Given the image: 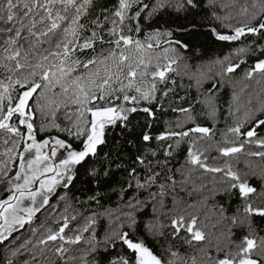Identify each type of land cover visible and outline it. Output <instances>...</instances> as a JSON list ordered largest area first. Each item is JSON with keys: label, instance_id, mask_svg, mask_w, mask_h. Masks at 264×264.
Returning a JSON list of instances; mask_svg holds the SVG:
<instances>
[{"label": "snow or ice", "instance_id": "snow-or-ice-1", "mask_svg": "<svg viewBox=\"0 0 264 264\" xmlns=\"http://www.w3.org/2000/svg\"><path fill=\"white\" fill-rule=\"evenodd\" d=\"M238 6L232 24L216 11L229 7L218 0H0V246L26 225L35 238L5 247L0 264H264V136L257 132L264 103L253 108L249 98L243 118L230 105L236 119L215 144L222 157L261 161L243 176L227 161L208 163L213 129L197 122L193 105L169 104L183 119L155 131L177 86L171 74L180 75L181 63L192 68L189 61L202 54L201 25L216 41L241 46L209 61L212 75L195 66L190 79L198 87L213 81L196 100L204 108L199 115L216 120L217 85L232 81L249 55L255 62L243 79L264 83V0ZM201 8L210 10L211 26L209 17L197 22ZM181 18L187 23H175ZM239 99L234 92L232 100ZM61 109L70 112L63 125ZM117 129L113 151L108 138ZM183 143L184 163L171 167ZM193 173L220 174L208 198L239 200L231 215L224 204L214 206L211 227L221 228L215 243L196 205L177 210L176 189L183 191ZM249 176L260 180L259 190ZM77 185L84 199L73 191ZM109 191L119 196L115 211L102 204ZM149 212L145 231L159 252L136 236L139 217Z\"/></svg>", "mask_w": 264, "mask_h": 264}, {"label": "trees", "instance_id": "trees-1", "mask_svg": "<svg viewBox=\"0 0 264 264\" xmlns=\"http://www.w3.org/2000/svg\"><path fill=\"white\" fill-rule=\"evenodd\" d=\"M234 2L237 6H233ZM219 3L227 4L229 5V7L225 9L217 7L216 11L222 16H231L233 19H231V21L229 22L232 24H236V21L240 19V9L238 5L245 3L250 4L251 0H218V4ZM210 15V10L201 8L199 10L198 16L196 17L197 22L199 23L200 17H209L206 20V24L208 26H211L213 22L210 19ZM189 19H191V17H189ZM175 23L186 24L187 21L181 18L179 20H176ZM216 27L223 31L225 34L228 33L227 28H221L219 24H217ZM199 33V43L201 45L202 54L197 57H194L189 61V63L193 66L192 68L185 69L183 63H181V65L177 69V72H179L180 75H176V73L171 74L176 79L177 86L175 92L170 93L169 97L164 101L165 106L167 107V111L160 114V119L158 120L155 126V131L158 133L164 130L165 120L175 122V120L177 119H183L182 114L171 111V107H168L169 104H171V106L173 107H189V105H193L197 113V122L202 126H206L213 129V132L211 133L212 140L209 141V143H213V149L209 153H207L209 157L208 163L212 165L223 166L224 162L227 161L228 163L232 164L234 170L239 171L243 176L244 172H250L251 169L256 168V166L259 165L261 161L256 157H248L243 153L235 154L231 157H222L217 151H215V144L222 143L223 133L226 132L227 128L232 125L234 120L236 119L235 117L229 115L230 105L233 111H235V109L239 107L240 112L238 115L240 118H243V114L246 110L247 101L249 100V98H251L252 100L253 108H258L261 103H264V92L261 91V89L264 88V83L257 84L256 80L247 81L243 79L244 71L255 62V58L249 55L246 58V63L241 65V67L237 69V72L232 81L226 82L222 86L219 84L217 85L214 95V103L217 109L216 120L213 121L207 116L199 115V113L204 111V108L202 104H197L196 100L198 98L203 100L204 96L207 95V89L211 88L213 81L207 80L203 83L201 87H198L195 80L190 79L191 73L195 71V66L201 65L202 71L209 75H212L215 72V66H213V73H208L209 61L214 60L218 57L222 58L234 48L241 46L240 41L231 43L216 41L214 38L207 35L208 27L204 25H201L199 27ZM177 35L181 34L178 33ZM249 39H251V37H249ZM243 42L247 43L246 40ZM257 79H259L258 76ZM241 89H244V91L241 92ZM234 92L239 95V101L232 100ZM181 96L185 97V99L180 100L179 97ZM68 115H70V112H66L64 109H61L57 114L58 122L63 125L65 117ZM257 132L260 136H264V127L257 129ZM198 135L200 134H193V136ZM108 139L109 145L112 146L113 151H115V142L116 140L120 139L119 129L115 130L114 132H111L109 134ZM188 146L189 145L187 143L181 144L180 148L174 153V156L170 158L171 167L179 168L180 165L184 163ZM245 147L248 148L249 146L246 145ZM251 147L252 150H259L256 149L255 145H252ZM256 170L258 171L259 169L256 168ZM213 175L218 176L220 174L206 173L203 176H200L198 173H193L190 181L183 186L184 190L181 191V187L178 186L175 195L177 197V210L186 208L188 204L196 205L195 210L199 213L200 219L209 225L206 229V231L209 233V239H212L213 243H215L214 236H219L221 228L219 226L215 229L211 227L212 223H214L217 218L215 212L218 211V208L214 206L224 204L228 208V214L231 215L236 210L239 200L238 198H233L229 202L228 199L223 196L208 198L210 195L209 189L213 187L211 183ZM176 179L180 180L179 174L176 175ZM248 179L249 183L253 187H256L257 190H259L261 183L260 180L254 176H249ZM202 184H206L207 187L201 188ZM73 191L76 195L80 196L81 199H84L86 196V194L81 190L80 185H77V187L74 188ZM0 195H3V193H0ZM53 203H55V199L53 200ZM119 203V196L114 193H111L110 191L108 196L102 200V204L104 205V207L112 209L113 211L117 210ZM167 205L169 208L172 207L171 193L167 198ZM92 207L95 208L96 206L93 204ZM152 219L153 218L150 212L146 215H141L139 217L140 222L137 226L136 236L143 238L149 247H151L154 251L159 252L158 246L150 237L147 236L145 231V225L150 223ZM43 220L44 216H39V218L34 222L33 226L38 227L40 222ZM82 222L83 221H81V223ZM48 224H50L52 227H56V225L51 220L48 221ZM106 226L107 221L102 220L100 222V226H98L97 228V231L100 235L103 234L104 227ZM85 235H87V233ZM13 236L18 239L10 238V240L6 242L5 245L0 246V261L3 260V249L5 247H11L20 242H23L24 238L26 237L35 239L31 236L29 227L27 225L24 229H21L20 231L14 233ZM188 251L193 255L196 254L192 249H189Z\"/></svg>", "mask_w": 264, "mask_h": 264}]
</instances>
